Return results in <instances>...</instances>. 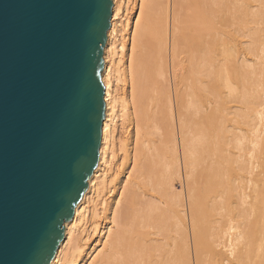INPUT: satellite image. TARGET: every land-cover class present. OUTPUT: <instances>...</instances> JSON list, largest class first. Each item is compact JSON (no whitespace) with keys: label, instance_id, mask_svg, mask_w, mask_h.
<instances>
[{"label":"bare ground","instance_id":"1","mask_svg":"<svg viewBox=\"0 0 264 264\" xmlns=\"http://www.w3.org/2000/svg\"><path fill=\"white\" fill-rule=\"evenodd\" d=\"M112 1L101 73L106 108L100 162L65 224L52 264H259L264 248V91L259 88L264 82H252L255 87L237 107L241 113H232L229 99L245 87L234 82L228 68L229 39L221 40L219 67L201 57V46L185 43L186 30H196L197 23L207 34L213 30L214 38L217 32L229 35L225 17V31L218 26L214 31L209 15L216 0L188 17L182 0H141L134 23L124 16L127 0ZM203 15L209 17L201 20ZM120 82L125 84L121 92ZM120 120L121 130L130 128L127 137L119 132ZM244 123L247 132L235 134ZM115 192L117 206L111 199Z\"/></svg>","mask_w":264,"mask_h":264},{"label":"water","instance_id":"2","mask_svg":"<svg viewBox=\"0 0 264 264\" xmlns=\"http://www.w3.org/2000/svg\"><path fill=\"white\" fill-rule=\"evenodd\" d=\"M112 0H0V264H52L99 164Z\"/></svg>","mask_w":264,"mask_h":264},{"label":"rangeland","instance_id":"3","mask_svg":"<svg viewBox=\"0 0 264 264\" xmlns=\"http://www.w3.org/2000/svg\"><path fill=\"white\" fill-rule=\"evenodd\" d=\"M186 1H187V3H190L191 4V5L189 4V6H191L189 10H188V8H189L188 4H187L188 7L186 6ZM193 1L194 0H191V1L190 0H182L181 3L182 4H183V2L185 3V5L183 4L185 6L184 7L185 9L183 8V11H182V13H184L183 14L184 16H187V14H189V13H191L190 15L193 16V15H195V12L196 13L197 12L199 13V11L201 12V9L203 10V7H204V9L209 8V6H210L209 3H211V0H198V2L196 0L194 2ZM126 3H127L128 8L125 11L124 16H125V18L128 21L130 20V23L131 22L134 23L135 20H137V17L139 15V7H140L139 4H141V0H127ZM197 3H198V6H195V5H197ZM205 5H206V8H205ZM212 6H213V4H212ZM186 8H187V10H186ZM191 8H194V10L193 9L191 10ZM212 8L214 10L212 12H214V13H213V15L211 14L209 16L212 17V18L211 17L210 18H211V20L213 19L212 21H214V22L212 24L211 23L212 21H211V22H209V24L211 23L213 25V28L215 29L214 31H216L218 29V27H219V29L222 28L225 31L226 28H223V27H227L228 26V29H226L225 32L227 33V31H228V34L229 35H227V36L225 35L226 36V38H225L223 34L220 33L221 36L223 35L221 37L220 34H219V32H217L218 35H219L217 37L216 36L217 35L216 32H213V33L216 34V35L214 34L216 36V38H214L213 34H212V36H211V34H209L210 32L213 31V30L212 31L210 30V32L208 33L212 37V38H210V36L207 33H205L206 31L203 28L204 26L203 27H199L198 26V23H197V27L195 25L196 30L194 29L195 30L194 34L196 33V31H198V33L200 34V36H198L199 34L196 33L197 36H196V34L195 35L193 34V37L195 36L196 38L194 37V39H193V37H190L191 32H193L194 30H193L192 27L187 26V27H190L191 29L186 30V33L187 34H188L189 31H190V33H189V36L185 34L186 35V38H187V39H185V43L186 44L188 43V45H194L195 44V45H197V48L201 46L200 48L202 49V52H201V49H200V52L199 53H202L201 54L202 56L199 53L197 55L203 57L204 54H205V56H204L205 59L206 58L208 60H209V58L210 59H213V63H215L214 65L219 67L220 66V63H222V58H223L222 57L223 47H222L221 43H222L223 39H225L226 41L229 39V41H227L228 42V46H227L228 48L227 49L228 50L230 49L229 51H230V53L232 55L229 54L230 57H229V62H228L229 63L228 64V66H229L228 68L231 67L230 68L231 75H233V76L236 75L235 77H233V79L235 78L234 79V82L235 81H236V83L241 82V87L244 86L245 88L243 90L238 89L240 92L239 91L233 92L232 97L229 99L230 100L229 101L230 104L229 103L228 104L232 106V110H230L232 113L234 112V113H238L239 114V113H241V109H239L237 107H239L242 104V102L244 101V100H242L243 99V95H247L249 93L248 88L251 87V86L252 87H255L257 84L264 82V11H262V10H264V0H216L215 6H213ZM187 11H189V12L187 13ZM193 12H194V14H193ZM206 12L204 14H207L208 15V13H206ZM200 14H198V15H200ZM201 16H202V14H201ZM209 16L203 15V17H200V16H198V17L201 18V20H206V18L204 19V17H209ZM196 17H197V15H196ZM224 17H225V19L228 20V22L226 20V22L224 21L223 24L225 23V25H226V23H228L227 26H223L221 24L222 23L221 21L225 20V19H223ZM245 28H246V30H245ZM222 29H220V30H222ZM127 32L128 31H125L126 35H127ZM128 33H129L128 34V39L130 38L129 39V42H131L132 40H131V37H130V32H128ZM198 38L199 39L201 38L202 41L199 40ZM204 38H205V40H204ZM218 38H219V40H218ZM196 40H198V41H196ZM189 42H190V44H189ZM193 42H194V44H193ZM203 42H205V43H203ZM215 42L217 43L218 46L216 45ZM186 46H185V48H186ZM202 46H203V48H202ZM205 47H206V49L208 51L206 49H204ZM220 47H221V49H220ZM187 49H188V46H187ZM216 49H218L217 50L218 52H220V51L221 52L218 53L216 51ZM204 51H205V53H203ZM220 55H221V57H220ZM201 57H200V59H202ZM214 57H216V58L219 57V58L216 59ZM220 59H221V61H220ZM239 74H241V75H239ZM202 78L204 80H206L205 77H202ZM246 78H247V80H246ZM249 81H250V83H249ZM252 82L253 83L255 82L254 83L255 86L253 85ZM247 83L249 84V86H248ZM123 84H124L123 82H120L118 84V86H119L118 89H119L120 92H121V90H124L125 89V84L124 85ZM200 85H201L200 87L203 88L205 86V83H201ZM259 89H261L262 91H264L263 86H260ZM222 90L225 91V93L223 92V95L225 96V94H227V92H226L227 90L224 87H222ZM261 90L259 91V94L260 95H262V93H263ZM245 92H248V93H245ZM201 93H202V96H204L206 94L204 91H201ZM233 96L236 97V98H234ZM241 100H242V102H241ZM231 102H234V103L238 102L239 104L238 103L234 104V103H231ZM233 116L234 115H231V116L228 115V118L230 119ZM120 119H123L124 120L125 117L122 116ZM121 123H122V121L120 120V122H119V127H120L119 132L120 131L124 132L123 133L124 137L125 136L127 137L128 131L130 132V128H128V130L125 129V128H124V130H121ZM125 125H127V124H125ZM241 127L243 128V130L242 129L234 130V133L235 134H241V133L244 134V133L247 132V128L248 127H247V125L245 123L244 124H241ZM232 150H234V149L232 148ZM199 170H200V167H199ZM201 170H202V167H201ZM205 184L203 183L202 186L205 187L206 186ZM177 189H178L177 191H179L181 189V187L179 185H177ZM115 196H116V192H115L114 196L111 199L113 201H115L116 206H117V201L119 200V198L117 196L116 197ZM144 198H146V197H143V199ZM146 199L149 200L148 197ZM146 199H144V200L146 201ZM153 202L158 203L155 200H153ZM123 203L126 204L125 201H123ZM123 203H121L120 206L124 205ZM186 210H187V208H186ZM262 216H264V214ZM186 217H187L188 229H189V223H190L189 211L186 212ZM262 218L263 217H261V219ZM259 219H260V215H259ZM263 220H264V218H263ZM258 223L261 224L260 221H258L257 224ZM257 224H256V226L254 225L256 228H257ZM262 225H263V222H262ZM262 225L260 227H262ZM260 227L258 225V228H260ZM262 228H260V229H262ZM262 255L264 256V248H263V251L261 252V258H258L256 260V261L259 262V264H264V257L262 258Z\"/></svg>","mask_w":264,"mask_h":264}]
</instances>
